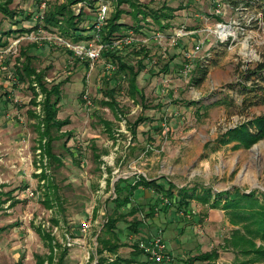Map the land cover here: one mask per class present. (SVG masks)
I'll use <instances>...</instances> for the list:
<instances>
[{"label": "rangeland", "instance_id": "1", "mask_svg": "<svg viewBox=\"0 0 264 264\" xmlns=\"http://www.w3.org/2000/svg\"><path fill=\"white\" fill-rule=\"evenodd\" d=\"M90 1L77 0L70 4L67 0H12L8 7L16 12L14 18L18 20L0 13V31L12 29L11 33L0 34V140L20 134L18 140L26 143L23 151L30 161L33 150L41 142L35 120L27 112L34 107L29 103L31 91L12 74L15 65L24 60L22 52L32 56L35 69L45 71L47 83L61 82L57 116L69 118L70 123L60 131L72 134L68 138L63 133L51 141L55 157L47 154L44 176L33 170L26 175L21 170L17 175H4L7 182L0 180V264H14L19 256L23 264H35V253L48 254L47 242L36 229L46 232L41 226L44 222L58 224L60 236L66 230L73 236L85 235L84 247L56 245L54 264H102L98 262L100 257L111 261L108 254L133 259L131 263L121 264H155L144 253H131V243L139 240L128 230V225L139 219L143 224L138 226V235L143 240L156 233L148 228L151 218L144 216L155 202L154 192L145 187L135 189L131 205L140 210L122 216L120 213L129 208L115 210L112 202L117 176H165L176 187H196L197 192L202 191L199 187L202 184L210 186L213 193L238 187L244 192L255 190L258 196L264 194V138L246 148L233 147L235 142L204 148L229 128L264 115L261 98L264 69L250 74L264 62V0L236 8L224 0H137L153 8L166 5L172 9L169 11L172 17L161 20V26L150 18L140 20L139 31L129 29L120 36L130 34L134 42L117 45L118 38L106 45L95 35L100 36L106 23L105 20L98 28L94 27L98 9L107 4V19L119 8L123 10L121 21L136 25L131 6L111 0H92L91 5ZM59 4L68 5L74 15L82 12L84 18L77 31L93 33L94 37L74 41L62 35L59 26H44L46 13ZM61 23L59 20V25L64 24ZM91 25L93 31H89ZM179 30L185 33L176 36ZM154 33H160L156 38L159 42L153 38ZM58 36L70 44L100 43L104 47L100 57L90 61L75 56L74 51L56 40ZM171 39H175V44ZM141 40L148 42L156 53L149 56V64L138 75V94L132 98L127 93L126 78L116 74L117 69L106 85L107 77L102 72L107 70L108 59L103 52L115 45L122 57L133 64L137 59L133 49L137 51ZM195 44L200 48L185 72L184 52ZM200 66H206L208 71L202 80H196ZM111 87L115 89L112 106L105 104L111 98L104 93ZM85 94L89 103L83 97ZM190 101L194 103L188 105ZM61 132L53 134L58 136ZM72 157L86 165L93 162L97 166L94 174L78 175L85 170L76 167L77 175H70L62 159ZM27 187L33 189L34 196L27 195ZM45 197L51 199V206L43 203ZM11 201L16 203L10 206ZM189 203L195 209L188 213L189 217L186 211L184 215L180 213L186 208L180 209L176 203L168 210L160 207L157 210L160 220L169 219L162 236L170 252H179V245L174 242L181 234L184 241L181 250L197 243L206 250H218V258L194 264H235L233 250L220 247L233 228L224 210L196 200ZM109 216L116 218L113 230L106 226ZM87 217H91V226L85 233L80 232V221ZM100 239L117 243L116 253L103 250L98 255ZM172 261L158 264H186Z\"/></svg>", "mask_w": 264, "mask_h": 264}, {"label": "trees", "instance_id": "2", "mask_svg": "<svg viewBox=\"0 0 264 264\" xmlns=\"http://www.w3.org/2000/svg\"><path fill=\"white\" fill-rule=\"evenodd\" d=\"M77 0H67L68 3L76 2ZM92 1V0H91ZM90 4L92 5V2ZM115 1L118 5L127 2L132 8V16L138 22L136 25H127L121 21V14L123 10L116 8L113 13L106 19V23L103 26L99 41L106 45H111L113 40L120 38V36L126 35L129 29L139 31L140 20H146L150 18L153 22L161 26V20L170 19L172 14L169 13L172 10L166 5H162L160 8H153L146 3H140L137 0H111ZM232 8L238 7L240 4L243 6H251L254 1L258 0H224ZM12 0H0V13L14 18L16 12L11 10L8 5ZM60 16V17H58ZM138 16H140L138 18ZM83 13L80 12L78 15H74L69 9L68 5L59 4L52 10H49L44 18L45 25L59 26L62 30V35L70 37L74 41L80 39H91L94 37L93 33H81L78 24L83 20ZM13 20V19H12ZM14 20H18L15 19ZM59 20L62 21L59 25ZM16 24V23H15ZM13 28V26L11 27ZM14 29V28H13ZM12 29L7 31H0L1 33H11ZM86 30V29H85ZM93 31V25L90 26L89 31ZM82 34H85L84 36ZM1 40V39H0ZM70 52L68 49H66ZM119 48L111 47L106 48L104 54L107 58L115 60L117 63L116 74L123 75L128 84V95L132 98L138 94L137 90V77L143 68L148 63V54L145 48L139 51H135L137 60L134 64H130L125 60L122 55L118 54ZM24 56V60L15 65L12 74L21 83H26L27 88L31 91V97L29 103L33 106L40 104L42 117L35 113L34 109H28V113L32 119L35 120L34 126L38 133L40 141L45 139V150L46 153L55 157L51 152V141L53 139H59L65 133V136L70 138V131L61 132V128L64 125L70 123V119L59 118L57 116L61 95V82L47 83L45 80V71L37 70L32 65V56L27 52L21 53ZM166 63L164 64V68ZM264 69V62L260 63L256 70L250 71V74L257 73L259 70ZM200 75L196 80H202L208 69L206 66H200ZM195 80V79H194ZM106 85L110 84L109 79L106 80ZM111 98L110 101H105V104L112 106L114 104L113 98L115 89L111 87L106 89L104 92ZM41 94V99L37 102L38 95ZM142 96V94H140ZM142 98V97H141ZM262 101H264V92L262 95ZM193 104V101L188 102L189 105ZM142 120L138 118V121ZM61 132L60 135L55 136L53 132ZM264 138V115L256 116L244 123L238 124L233 128H229L225 132L221 133L215 140L210 141L204 145V148L214 147L218 145H226L230 142H235L233 147L235 148H246ZM44 176V175H41ZM145 187L152 189L155 193L168 197L170 203H176L177 207L184 208L190 202V200H196L199 203L207 204L211 208L219 207L227 214L229 223L233 226L228 236L224 237L223 242L220 244L225 250H233L235 254V264H264V194L260 193L257 195L255 190L250 192H244L238 187L233 190H223L219 192H212V189L208 185H200L201 192H197L196 187H176L167 177L159 176L157 178H148L144 175H137L136 178H118L114 182L113 190L115 196L112 198L114 209L119 210L123 207L129 208L127 212H121L120 215H134L140 207L130 205L135 189ZM176 187V193L173 192V188ZM7 193H10L8 191ZM6 193V194H7ZM48 194V193H47ZM48 196V195H47ZM49 197V196H48ZM158 198H156L154 204L149 206L144 216L150 217L154 213L155 205L157 204ZM4 202V201H2ZM16 202V201H11ZM43 203L47 206H51V199L45 197ZM130 206V207H128ZM167 207V206H166ZM115 217H108L106 220V226L109 230H113ZM56 222V220L52 219ZM141 221L139 219L133 220L128 225V230L138 234V226ZM37 232L41 235L44 241L47 242L49 253L46 255L35 253V264H54L55 252L53 250L52 237L49 233L42 231L40 228H36ZM98 238V237H97ZM259 241V244L256 242ZM100 248L96 249L98 255L102 254L103 250H107L110 253H116L119 245L112 244L109 240L100 239L98 241ZM133 250L132 254L144 253L143 250L138 246L137 241L131 243ZM65 252L61 255L63 257ZM219 253L216 248H211L209 251L202 252L192 258V260H200L202 262H209L213 259L218 258ZM242 258V259H241ZM104 257H100L98 262L102 264H121L123 261L127 263L133 262L132 258L124 259L118 258L117 255L113 260L106 262ZM14 264H23V258L20 256Z\"/></svg>", "mask_w": 264, "mask_h": 264}, {"label": "crops", "instance_id": "3", "mask_svg": "<svg viewBox=\"0 0 264 264\" xmlns=\"http://www.w3.org/2000/svg\"><path fill=\"white\" fill-rule=\"evenodd\" d=\"M158 34H160V33H156V34L154 33L153 38L156 39ZM130 36L131 35L129 34L128 36H124V37L118 38L119 40L115 44L116 45L120 44V43L131 44L132 42H134V38L130 37ZM156 40H158V42L160 41V39H156ZM136 43L137 42H135L134 44H136ZM137 44H138V46L136 47L137 51L141 50L142 48H149V50H146L147 54H148V58H147L148 59V63L146 64L145 67H147V65L149 64V60L151 59L149 56L150 55H154L156 53V50L155 49L151 50L149 45H148V42H146L145 40H141V42H139ZM112 47H115V45H112ZM116 48H118V47H116ZM119 50H118V54H120ZM162 50H163L162 54H164L165 48L162 49ZM133 51L135 52L136 49H133ZM176 53H177V56L175 58L178 57V53H180V49H179V52H176ZM107 59H108L107 62H106L107 70L106 71L104 70L102 72V74H103V76L105 75L107 77L106 79L110 80L111 78H113V76H112L113 73H114L113 71H115L117 69V63H116L115 60H112L111 58H107ZM110 64H112L115 67L114 70H111V69L108 68V66H110ZM130 64H132V63H130ZM110 74H111V76H110ZM10 122L11 121H8L7 123L10 124ZM6 135H8V134H6ZM18 136H20V134L18 135L17 133H15V134H13V136H10V138L7 139V140H6L5 137L4 138L1 137V140H0V180L3 181V182H7L6 181L7 179H6V177L4 175H17L21 170L24 171V173L30 172V170H33L32 164H31V161H30L29 157L26 156V154H25L26 152L23 151V149L26 148V146H25L26 143L18 140ZM72 158H68V159H64L63 158L62 159L64 167L69 169V170H67V172H69L70 175L71 174L72 175H77V174L78 175H83V174L92 175V174H94V167L97 168V166L93 162H89V165H86L83 161L78 163V161H77V159H75V157H72ZM76 167L79 168V169L82 168L85 171L82 172V173L80 172V173L76 174V172H74ZM26 175H30V173L29 174L26 173ZM41 175H44V174H41ZM148 178H155V177H148ZM154 198H155V200H156V198H158L157 203H159V205H155L154 213H153L152 216H150L151 224L148 226V228H149L150 231H156V233L154 235L160 234L162 236L163 230H166V228L168 227V222L167 221L169 219L164 218L163 220H160V218L158 216L159 214H157V210H158L159 207L162 208L163 210H168L169 206L166 207L165 205H163L161 196H159V194H157L155 192H154ZM15 203L14 202L10 203L11 204L10 206L14 205ZM184 208H186L187 212H190L191 210L195 211L194 205L192 203H189L187 206H184ZM154 214H156L157 216H154ZM189 216L186 215V217H189ZM173 221L176 222L175 220H173ZM142 224L143 223L141 222L140 225H142ZM176 227H177V225H176ZM134 236L136 237L137 240L142 239V236L140 237L138 234H135ZM177 237L175 238L174 245H179V249H178L179 252H177V253L173 252V254H172L171 253L172 251L170 252V250L168 249V246L166 244L167 250L169 251V253L172 256V260L174 258V261L170 260L172 262H175L176 260L177 261L181 260L182 262H185L186 264H194L195 261H200V260H192V258L194 256H196V255H198V254H200L202 252H206V251L210 250V249L209 250L204 249L203 246L202 245L200 246L199 243H197L196 246L194 245V247H189V248L188 247L187 248L183 247L184 249L181 250V246L184 244L183 237H182L181 234L179 235V238H177ZM84 238H85V235H81L80 234L79 241L81 242V244L78 245V247H84L85 246L86 242H85ZM162 238H163V236H162ZM198 248L200 250H198ZM108 258L110 260V258H114V257L112 255L108 254Z\"/></svg>", "mask_w": 264, "mask_h": 264}, {"label": "built area", "instance_id": "4", "mask_svg": "<svg viewBox=\"0 0 264 264\" xmlns=\"http://www.w3.org/2000/svg\"><path fill=\"white\" fill-rule=\"evenodd\" d=\"M108 8H107V4H103L100 6V8L98 9L97 12V17L95 19L94 22V27L98 28L101 24H103V22H105L106 20V12H107ZM185 32H181L180 30L176 33V36L182 35ZM97 37H99L98 34H95ZM56 40L63 44L65 47L71 49L72 51H74V55L81 57V58H86L90 61H94L97 60L100 55H101V51H102V47H104L103 44H89V45H81L79 43H75V44H70L68 43L69 41H66L65 39L61 38L60 36L56 37ZM172 44H175V39H171ZM200 46L199 44H195V46L184 52V71L186 72L189 69V63L192 60V57L194 56L195 52H197L199 50ZM92 66V65H91ZM108 68H110L111 70H114L115 67L110 64V66H108ZM16 79V77H14ZM17 80V79H16ZM84 99H87L86 94L83 96ZM41 99V94L38 95L37 97V102ZM86 103H89L88 100H86ZM34 111L36 114H38L40 117H42V112H41V107L40 104L38 103L37 105H35L33 107ZM45 139H42L40 143H38L35 147V149L33 150V160H31V164H32V168H33V172L40 175L44 174L43 172H47L46 169V165L48 164V155L45 152ZM41 182H43V179L41 180ZM26 192L28 196H34V191L33 189H31L30 187L26 188ZM112 194L113 196H115L114 191L112 190ZM161 199H162V204L165 206H170V200L168 199V197L162 196L161 195ZM186 211L181 209L180 213L182 215H184V212ZM187 212V211H186ZM191 213H193L194 211L191 210ZM189 212H187V216ZM42 227H44L46 229V232H48L51 236H52V244H53V250H56V245H63L65 247H73L74 245H80L81 242L79 241L80 238V234L78 236H73L72 233L68 232L66 229V231L62 232V236L59 235V225H51L49 224V222H44L41 224ZM91 226V217H87L84 220L80 221V227L79 230L80 232L85 233L86 231L89 230ZM58 237H60L58 239ZM55 239H58L57 241H54ZM138 246L143 250L144 254L146 255L147 259L150 262H153L155 264L161 263L162 261L165 260H172V256L169 253V251L167 250V246L165 241L163 240L162 236L160 234L157 235H153L145 240L143 239H139V243ZM112 260V259H110Z\"/></svg>", "mask_w": 264, "mask_h": 264}, {"label": "water", "instance_id": "5", "mask_svg": "<svg viewBox=\"0 0 264 264\" xmlns=\"http://www.w3.org/2000/svg\"><path fill=\"white\" fill-rule=\"evenodd\" d=\"M118 178H120V176H117L115 180H117Z\"/></svg>", "mask_w": 264, "mask_h": 264}]
</instances>
